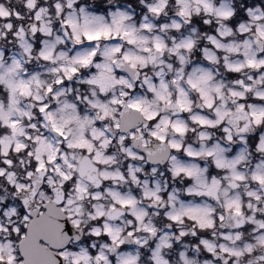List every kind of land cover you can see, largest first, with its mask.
I'll return each instance as SVG.
<instances>
[{"label":"clouds","instance_id":"9594fccd","mask_svg":"<svg viewBox=\"0 0 264 264\" xmlns=\"http://www.w3.org/2000/svg\"><path fill=\"white\" fill-rule=\"evenodd\" d=\"M33 4L26 6L27 0H0V11L20 13L19 20L15 16L11 21L0 20V111L4 119L18 121L26 135L45 137L59 148V157L67 158V162L59 159V164L71 177V182L58 176L55 164L48 165L40 185V191L46 193L48 200L42 203L39 196L33 201L30 193H16L7 176L0 178V255L4 257V264H7L9 255L14 256V264H35L25 254L21 241L11 229L23 225V214L35 211L38 206L43 207L44 203L58 197L66 209L59 213L61 223L69 215L78 221L77 224L69 221L71 232L65 233L67 239L60 246L76 253L84 249L89 259H82L80 264H97L95 256L101 251L109 257L110 264H122L128 259L133 264H160L161 261L166 264H264V243L259 241L264 231L248 220L252 217L257 222L264 221V185L252 180L253 174L264 175V151L260 150L264 147V122L257 124L248 118L237 123V118L244 115L237 111L240 103L253 105L257 111L264 108V99L257 97L258 92L264 93V70L246 66L248 59L264 60V40L259 38L257 31H264V0H182V3L177 0H33ZM205 4L211 5V11L205 10ZM150 7L159 9V13L150 11ZM181 8L185 9L184 16L178 15ZM37 14L39 20L36 19ZM8 22H14L13 29L5 28ZM176 24L180 25L179 29ZM104 28L110 30L107 39L101 37L93 42L85 39V32L103 31ZM133 30L137 43L129 45L121 33ZM155 40L166 45L163 52L152 48ZM213 40L223 47L218 49ZM189 41L192 43L190 50L176 49V44ZM117 47L120 51L112 52ZM145 47L151 50L144 52ZM93 49L97 54L87 66L73 63L77 58L86 57ZM177 52L183 56V62ZM41 53L48 55L49 60L42 59ZM126 54L142 57L143 64L137 63L132 68L131 64L136 61H125L123 57ZM16 64L19 67L9 72L8 68ZM97 64L107 65L113 71L97 68ZM229 64L245 66L240 72L233 73L227 66ZM67 67L78 69L71 79L61 71ZM101 71L116 80L125 79L132 87L113 85L109 81L106 91L100 93L99 86L89 81ZM57 79H62L63 83L56 84ZM189 80L203 90L204 97L189 85ZM237 81H244L251 90L244 92ZM20 82L30 84V95L19 94L16 86ZM161 82L166 83V90L161 88ZM149 85L154 86L165 99L159 100L149 90ZM9 86L15 90L14 93L9 92ZM49 86L51 93H47ZM233 89L244 92V99L233 97ZM10 95L13 96L11 102ZM114 98L123 100L124 106L111 104ZM136 99L148 102L141 104L140 112L127 108V103ZM206 99L213 101L212 108L205 106ZM177 100L186 110L177 106ZM97 101L108 106L121 128L129 120L140 126L154 152L151 159L147 155L142 160L129 159L122 151L121 133L113 126L112 116L103 121L96 119L98 112L92 105ZM41 104L48 105V112L55 114L57 125L64 128L70 141L87 135L95 145L94 151L106 154L107 163H85L89 160L87 152L68 148L67 143L51 131V125L44 119L45 114L39 112ZM65 104L74 105L75 111L62 110ZM145 109L158 114L156 122L162 128L163 122H168L166 131L162 132L166 136L165 143L160 144L148 135L149 129L144 127L149 123L144 119ZM218 111H230L231 114L225 115L222 123L215 124ZM76 115L81 119L87 117L94 123L82 129L72 119ZM200 120H204L205 125L202 126L198 122ZM97 124L110 130V145L102 147L103 137L93 138L92 129ZM172 124L183 125L184 134L174 132ZM32 125L36 127L32 128ZM4 126L0 121V128ZM225 128H229L230 133H226ZM229 134L232 137L230 141L227 138ZM8 135H11V130ZM16 139L25 143L28 150H34L35 145L24 136L17 135ZM172 144L178 148H171ZM217 145L223 152L216 149ZM124 147L144 155L140 141H130ZM188 151L194 154V159L186 158ZM207 151H212L213 155H205ZM12 155L17 161L23 159L24 163H17L10 171L16 173L18 181L31 183L24 175L30 167L26 153ZM238 157L243 159L235 169L216 168L215 161L222 158L232 161ZM2 160L0 157V162ZM68 164L73 167L69 168ZM128 165L139 170L135 172V180L129 175ZM177 165L192 170L193 175L176 173ZM236 174L245 179L235 181L233 176ZM121 175L124 179L119 178ZM213 177L219 180V184L213 183ZM37 178L34 173L32 180ZM234 184L236 187H232ZM78 185L82 191H77ZM248 192H255L260 199L250 198ZM26 195L30 200L28 209L22 203ZM114 196L134 199L135 207L129 209L115 205ZM225 199L239 200L243 216L235 217L231 211H224ZM69 200L71 204H68ZM11 208L16 210L15 214L5 216V211ZM186 209L196 210L194 214L205 224L203 230L186 216L182 215V222H173L169 218ZM98 212H103V221L113 225V235L118 237L117 243L122 241V246L118 247L111 239L90 235L97 227L90 217H96ZM129 212L138 213L142 217L141 222L137 223L128 215ZM221 215L224 216L223 221L219 219ZM129 219H132L131 225ZM208 224L212 227H207ZM145 227L150 230L146 232ZM129 231L132 236L128 235ZM229 236L231 239L224 238ZM201 240L209 241L215 248V254L209 252ZM222 245L240 249L242 255L228 256L221 251ZM246 246H251V251L245 250ZM71 259L69 257L59 264H71Z\"/></svg>","mask_w":264,"mask_h":264},{"label":"snow or ice","instance_id":"6c2138e0","mask_svg":"<svg viewBox=\"0 0 264 264\" xmlns=\"http://www.w3.org/2000/svg\"><path fill=\"white\" fill-rule=\"evenodd\" d=\"M178 3H182V0H177ZM26 6H34L33 0H27ZM206 11H211V5L205 4L204 5ZM57 8H59V5H57ZM150 11L159 13V9L156 8H149ZM185 9L181 8L178 15L184 16ZM15 16L16 20L20 19V13L15 12H7V11H0V20L4 21H11V18ZM39 15L37 14L36 19L39 20ZM5 28L7 29H13L14 22H8L5 23ZM177 29H179L180 25H175ZM143 27L147 28L148 25H144ZM36 31L35 26L33 27V32ZM258 31V36L260 39L264 40V31ZM110 35V30L108 28H104L103 31H96V32H85L84 37L87 41L93 42V41H99L101 37H104L107 39ZM121 35L125 38H127V43L129 45H135L137 43V38L134 35L133 31H124L121 33ZM77 44H79L80 40L77 37L76 38ZM212 43L219 49L223 47L220 43L213 40ZM152 48H154L157 52H163L166 48V45L160 41L155 40L152 42ZM180 48H184L185 50H190L192 48V43L186 42V43H179L176 44V49L179 50ZM151 49L148 47H145L143 49L144 52H148ZM120 49L114 48L112 49V52H119ZM205 52H207V49H205ZM96 50L93 49L86 57H80L73 61L74 64H79L81 66H87L90 61L93 59L94 56H96ZM110 53H105V55H109ZM177 55L181 62H183V56L177 52ZM41 58L44 60H49V56L45 55L44 53H41ZM125 61L135 60L136 63H132L131 67L135 68L137 66V63L143 64V58L142 57H130L129 55H125L123 57ZM227 59V57L225 58ZM115 63V61H113ZM230 68V71L233 73H238L242 70V68L245 66L244 64H238V65H227ZM246 66L250 69H261L262 66H264V60H260L257 62L253 59H248L246 61ZM19 65L16 64L15 67L8 68L9 72H13L18 68ZM97 68H104L107 72H112L113 69L108 67L107 65H100L97 64ZM53 71H56L55 69ZM61 71L65 73L66 78L71 79L73 75H75L78 71L76 67H67L62 68ZM118 74V73H117ZM159 75V74H158ZM109 81L111 84L116 85H127L128 88H131L132 85L128 83L125 79L121 78L119 80H116L114 77L107 76L105 74V71H101L98 76H96L93 80L89 81L90 83L94 85L99 86L100 93H104L109 86ZM147 83V80L145 81ZM38 83V81H37ZM56 84H62V79H57ZM175 83V81H173ZM189 85L196 89V91L202 96H205V93L203 90H201L197 84L193 83L191 80L188 81ZM237 84L244 88V92H248L251 89L247 87L244 84V81H237ZM19 90L20 95H30V84L20 82L16 86ZM161 88L167 89V85L164 82H161ZM149 90L153 92L159 100H164L165 97L162 93L157 92L155 87L152 85H149ZM14 89L9 86V92L14 93ZM182 92V90H179ZM217 92L220 91L219 88L216 89ZM52 88L49 86L47 88V93H51ZM244 92H240L237 89L231 90V95L233 97H238L239 99H244ZM121 95H126L125 93H122ZM257 97L259 99H264V93L258 92ZM55 98V97H53ZM103 98V97H102ZM36 99L39 101V97H36ZM13 100V96H9V101L11 102ZM148 103L147 101L143 99H136L133 101H130L127 103V108L135 110L137 112L142 111L141 104ZM177 106L180 107L182 110L184 109L183 103H181L179 100L176 101ZM111 104L113 105H119L121 107L124 106V101L119 99H112ZM93 108L97 109L98 115L97 120L103 121L107 117L112 116V119L114 121V127L118 133H121L119 136V141L122 145V151H125L129 157V159L137 160V159H144V156L147 155L150 159L154 155V152L150 149L149 141L145 139L144 133L141 131L140 126L129 120L126 123V126L124 128H121V124L119 120L116 119L114 113H111L109 111L108 106L105 104L97 101L94 103ZM205 106L207 108L213 107V101L210 99L205 100ZM71 109L73 112L75 111L74 105L65 104L64 109L67 110ZM247 109H252L251 111H248ZM237 111L240 113H243L244 115L237 118V123L240 119H248L250 118L253 122L259 124L261 122H264V108H261L259 111L255 110L253 105H245L243 103H240L238 105ZM39 112L44 115V119L48 122V124L51 125V131L60 138V140H63L67 143V147L71 149H79L81 152H87L89 154V160L85 161V163H89L92 161L106 164L107 159H105L106 154H102L99 150L94 151L95 145L89 141L87 138V135H82L75 141L69 140V135L66 134L64 128L62 126L57 125L56 116L54 113L48 112V105L47 104H41L39 107ZM230 111L228 113H220L217 112L218 119L215 121V124H220L223 122L225 115H230ZM121 116L124 115L123 112L120 113ZM144 119L148 121V124H145L144 127L149 129L148 135L152 137L153 140L159 142L160 144H163L166 142V136L162 134L163 131H166V128L168 126V122L164 121V127H161V124H158L156 121L158 119V114L154 111H149L147 109L143 110ZM72 119L76 120L80 127L83 129L86 125H92L94 123L93 120H90L87 117H84L83 119L80 118L79 115H76L72 117ZM0 121L3 122L5 125L3 128H0V157H3L2 162H0V178H4L7 176V181L9 184H11L15 190L16 193H30L31 199L34 201L37 196L42 198L43 201L48 200V197L46 196L45 192L40 191V185L43 183L45 179V174L48 170V165L55 164V172L58 174V176L67 182H71V177L66 174L60 164L59 159H64L65 162H67L66 157H59V148H55L54 145L48 141L45 137L38 136V137H31L24 133L23 129L19 126V122L16 120H7L4 119V116L2 114V111H0ZM202 126L205 125L204 120L198 121ZM215 124H209V126H215ZM32 128H35V125L31 126ZM174 132L179 134H184L185 128L183 125H177L172 124L171 125ZM9 130H11V135H8ZM224 131L226 133H230L229 128H225ZM240 131H244V129H240ZM110 130L106 128H101L99 124L95 128L92 129V135L94 139H98L100 137H103V141L101 143L102 147H105L107 145H110L112 143L111 137L109 135ZM139 133V135H137ZM17 135L24 136L26 140L32 141V143L35 145L34 150H28L27 145L20 140L16 139ZM229 141L232 139L231 135L229 134L228 137ZM130 141H140L141 147L144 149V155L137 154L136 152H133L130 148L124 147L125 145H128ZM59 143V141H57ZM171 148L176 149L178 148L177 145L172 144L170 145ZM216 149L220 152H223V149L219 147V145L215 146ZM260 150L264 151V147H260ZM12 153H15L16 155H22L25 154L29 158L30 161V167L26 170L24 173L27 180L31 181V183H24L21 181H18L16 179V173L13 171H10L17 163L23 164V159L17 161L16 157L12 155ZM55 153V154H53ZM205 155L211 157L213 155L212 151H207ZM45 156L47 157V161H45ZM186 158L187 159H194L195 156L192 152L188 151L186 152ZM243 157H238L235 160L229 161L227 159H219L215 161V165L217 169L221 170H227V169H235L237 164L242 160ZM69 168H72V164H68ZM129 169V175L132 176V178L135 180V172L139 171L138 169H133L132 165H128ZM155 171V169H153ZM176 173H182L189 177L193 175V171L189 170L186 167H183L181 165H177V167L174 169ZM37 174V179L32 180L33 175ZM81 174H83V165L81 166ZM103 175V173L101 174ZM108 177L105 176V179ZM120 179H124V177L121 175L119 177ZM49 182L52 183L51 178L49 177ZM213 183L219 184V180H217L216 177H213ZM225 180L228 179L227 176L224 177ZM233 179L237 182H242L245 177L239 174H236L233 176ZM252 180L256 183H259L261 185H264V175H257L253 174ZM146 183V182H145ZM65 188H67V184L64 185ZM232 187H236V185H232ZM77 191H82V189L77 186ZM152 195H155L153 193ZM247 195L250 198H255L257 200L260 199V197L255 192H248ZM146 198L147 194H146ZM159 199V197H156ZM115 205H118L121 208H134L135 207V201L132 198L122 199L114 196ZM22 203L25 207V209L30 208V200L29 196H25L22 200ZM72 201L69 200L68 204H71ZM249 208L252 207L251 204L248 205ZM223 209L224 211H231L232 214L235 217H242V204L239 200H229L225 199L223 203ZM15 209L11 208L5 211V216H10L15 214ZM66 209L63 206V200L58 197L55 201H50L49 203H44L43 207H37L35 211H28L26 214H23V225L20 227H16L11 229L13 232L17 234V238L21 241V248L25 250V254L31 259L35 261V264H48L49 261H51V264H59V262H62L65 259H68L71 257V264H80V261L88 260L89 257L86 254L85 250L82 249L80 253L76 252H69L66 251L63 247L60 246L63 240L67 239V236L65 233H70L71 228L68 226L69 221L71 220L72 224H77L78 221L73 220L71 215L67 217V219L63 220V223H61L62 217L59 215V213L65 212ZM196 212L195 209H186L183 213H177L175 215H171L169 218L173 222H182V215L186 216L188 219L192 220L194 224L199 226L202 230L205 228V224L202 223L197 215L194 213ZM128 215L132 218H134L137 223L141 222L142 217L136 213V212H129ZM104 214L103 212H98L96 217H90L95 221V224L97 227L93 230V232L90 234L92 237H99L104 240L111 239L113 243H117L118 237L113 235V225L108 223L107 221H103ZM221 221H223L224 216L221 215L219 217ZM248 220L252 221L253 223L257 224V227L264 231V221L257 222L254 220V218L249 217ZM103 221V223H101ZM129 225L132 224V219H129L128 221ZM101 226H102V232H101ZM207 227H212V224H208ZM146 232L149 231L147 227L144 229ZM118 231V229H117ZM129 236H132L133 233L129 231ZM181 235H184V233H181ZM225 239H231V237H224ZM239 238V237H237ZM260 243H264V236L259 238ZM137 243H140L137 241ZM201 243L204 245V247L209 251L215 254V248L213 245L210 244L207 240H201ZM27 245V247H26ZM117 246H122V241L117 243ZM245 250L251 251V246H246ZM221 251L225 253L228 256L233 257H239L242 255V251L240 249L236 248H228L225 246H221ZM183 256V254H181ZM55 257V259H52ZM14 256L9 255L7 259V264H14ZM95 259L97 261V264H110L109 257L103 252H99L96 254ZM0 264H4V257L3 255H0ZM122 264H133V261L131 259L124 260ZM160 264H166V262L161 261Z\"/></svg>","mask_w":264,"mask_h":264},{"label":"flooded vegetation","instance_id":"af4514ba","mask_svg":"<svg viewBox=\"0 0 264 264\" xmlns=\"http://www.w3.org/2000/svg\"><path fill=\"white\" fill-rule=\"evenodd\" d=\"M203 30V29H202ZM232 74H230V77H231Z\"/></svg>","mask_w":264,"mask_h":264}]
</instances>
